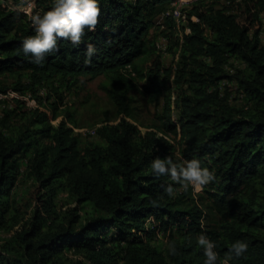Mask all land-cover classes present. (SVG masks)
Instances as JSON below:
<instances>
[{
  "label": "trees",
  "instance_id": "16d2710c",
  "mask_svg": "<svg viewBox=\"0 0 264 264\" xmlns=\"http://www.w3.org/2000/svg\"><path fill=\"white\" fill-rule=\"evenodd\" d=\"M36 1L42 13L52 6ZM173 1L101 0L96 30L79 46L61 38L59 51L36 65L21 48L34 34L31 19L9 7L22 0H0V80L17 79L0 87L8 107L0 117V228L20 223L25 206L33 214L5 242L0 264H69V254L90 264H203L201 233L216 241L218 264H264V0H198L183 9L181 27L166 16ZM161 15L170 65L149 39ZM88 43L99 51L85 64ZM100 76L118 120L103 119L101 142L83 147L63 90ZM41 86L49 88L47 112L25 95ZM133 90L163 100L144 129L132 121ZM156 156L200 159L216 179L195 199L191 188L152 174ZM24 175L32 184L21 205L14 190ZM60 192L74 204L67 217L56 210ZM237 240L247 250L227 256Z\"/></svg>",
  "mask_w": 264,
  "mask_h": 264
},
{
  "label": "rangeland",
  "instance_id": "374dc122",
  "mask_svg": "<svg viewBox=\"0 0 264 264\" xmlns=\"http://www.w3.org/2000/svg\"><path fill=\"white\" fill-rule=\"evenodd\" d=\"M22 3L23 4L20 7H16L13 3H11L9 7L26 13L29 19H31V16L36 12L42 13L36 0H22ZM224 3L225 0L215 1L216 7H220ZM155 24L156 26L150 31L149 39L156 42L158 51L163 57V63L165 65H170L172 62V55L168 52V41L162 34V31L167 28L164 17L162 15L158 17ZM238 67L239 68L235 69L236 71L243 68L242 63H240ZM16 81L17 79L14 77L5 76L0 80V87L7 86L13 88ZM28 83V79L23 80V84L26 85ZM106 85L107 80L104 76H100L95 79L80 77L73 81L69 89L63 90L64 106L74 113L75 119L71 125H73L75 134L79 138L83 147L101 142L97 135H92L90 132L96 127H99L103 119L108 117L112 122H116L118 120L116 107L105 92L104 87ZM11 94H13V97L19 95V93L14 94L13 92H10V95ZM232 94V97L238 96L236 87L233 88ZM25 95L33 101V104H31L30 107H33V109L38 108L46 112L49 111L46 108V106L49 105L46 101L49 95L48 86L37 87L35 92L28 90L25 92ZM129 97L133 108L132 121L141 129L154 124L157 115H161L163 113V100L160 102H152L147 95H144L137 90L131 91ZM5 99V95L0 94V117L3 115V110L8 108L6 107L7 104ZM232 102L235 104H242L240 98H236ZM48 114L51 118L52 114L50 112H48ZM58 123L59 122H55L53 125H58ZM31 184L32 180L24 175L20 178L19 183L14 190L21 205L25 204L27 201L28 189ZM188 188L192 189V194L195 199H198L200 194L203 193V187L197 189L194 186L189 185ZM55 204L60 217H67L70 209L74 207L71 199L64 192H60L58 194ZM27 207L28 206H25L23 210L24 217L20 223L14 225L13 228L9 230L3 231L2 228H0V252H8L7 247H5V242L9 240L17 231L27 228L30 224L33 214L31 212V207ZM213 219L215 218L213 217L211 221H215ZM216 221L218 222L220 219H216ZM160 241L165 244L167 243V239H165V237H161ZM68 261L69 264H90V262L82 255L69 254Z\"/></svg>",
  "mask_w": 264,
  "mask_h": 264
},
{
  "label": "clouds",
  "instance_id": "9594fccd",
  "mask_svg": "<svg viewBox=\"0 0 264 264\" xmlns=\"http://www.w3.org/2000/svg\"><path fill=\"white\" fill-rule=\"evenodd\" d=\"M100 5L101 0H52V6L48 10L43 13L36 12L31 16L34 34L23 39V54L31 63L42 65L48 54L59 51L58 42L61 38L79 46L88 32L96 30L101 15ZM98 51L95 44L88 43L85 64L90 63ZM98 128L90 133L97 135ZM150 168L155 177H167L185 188L192 185L198 189L216 179L215 170L202 166V161L197 158L177 161L171 156H156L151 161ZM175 190L172 183L164 187L168 196H172ZM197 244L203 249V264H218L220 254L216 250L215 240L201 233L197 237ZM247 248L248 244L244 240H237L232 243L226 255L240 257ZM226 263L228 262L219 261V264Z\"/></svg>",
  "mask_w": 264,
  "mask_h": 264
},
{
  "label": "built area",
  "instance_id": "2783aa9c",
  "mask_svg": "<svg viewBox=\"0 0 264 264\" xmlns=\"http://www.w3.org/2000/svg\"><path fill=\"white\" fill-rule=\"evenodd\" d=\"M198 0H174L172 3V7L170 10H168V12L166 13V16L169 18H172L174 20V22L176 23V25L178 27L182 26V11L184 8H186L187 6L193 4L194 2H196ZM194 21H197L196 18H194ZM186 34H190V30L187 29L186 30Z\"/></svg>",
  "mask_w": 264,
  "mask_h": 264
}]
</instances>
